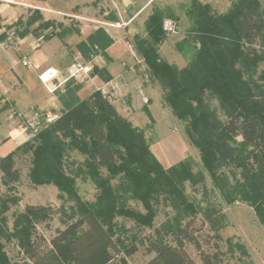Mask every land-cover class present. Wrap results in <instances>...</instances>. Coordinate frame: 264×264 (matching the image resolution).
<instances>
[{"label":"trees","instance_id":"trees-1","mask_svg":"<svg viewBox=\"0 0 264 264\" xmlns=\"http://www.w3.org/2000/svg\"><path fill=\"white\" fill-rule=\"evenodd\" d=\"M168 9L169 14L154 10L145 23L146 35L135 36L134 45L148 68L149 78L166 91V100L174 115L187 122L186 135L200 148L202 171L194 172L191 158L165 168L152 152L144 133L128 123L106 96L96 91L90 98L80 100L75 95L82 85L68 83L69 87L73 86L69 88L73 103L53 123L42 124L44 127L35 139L38 143L35 153L44 160L50 156L45 154L46 150L54 151L59 161L68 151L86 154V162L79 163L76 170L89 175L98 186L101 184L102 192L94 204L84 205L78 199L79 217L68 222L50 241L22 238L21 248L30 264H111L114 252L119 251L114 231L116 217L145 221L141 213L127 208L128 196L141 199L150 215L156 213L150 200L156 205L170 204L174 211L156 229L157 240H150L148 247L153 257L144 264H196L186 250L187 242L194 245L202 264H219V254L205 253L200 242L189 233V227L202 215L213 233L212 238L221 241L219 230L226 216L217 203L209 201L202 206L186 195L187 182L194 188L201 182L207 192L205 173L226 202L250 203L264 224V67L260 69V63L264 62V1L235 0L221 14L209 4L190 0L186 14L191 25L175 45L187 60L183 69L170 64L160 54V47L168 37L163 31V21L176 17ZM23 25V31L17 33L20 36L51 28L53 31L45 40L55 36L63 39L75 31L56 21L45 20L38 11L25 22L19 19L15 23L17 27ZM55 25L63 27L60 33H55ZM111 44L100 28L81 41L77 49L83 58L90 60L97 45L106 49ZM207 96L217 98L226 115L225 122L206 103ZM30 142L0 157L5 178L14 176L11 171L14 157L23 148L30 147ZM101 166L114 178L119 177L117 186L106 183L108 180L99 172ZM54 180L63 188L60 174ZM16 204L14 197L0 196V209ZM25 213L28 219L42 223L49 218L50 209L27 206ZM168 237L175 244L163 241ZM125 252L133 256L137 249L134 246Z\"/></svg>","mask_w":264,"mask_h":264},{"label":"rangeland","instance_id":"rangeland-1","mask_svg":"<svg viewBox=\"0 0 264 264\" xmlns=\"http://www.w3.org/2000/svg\"><path fill=\"white\" fill-rule=\"evenodd\" d=\"M189 1L121 0V3L125 7L131 6L135 2V9L133 10V7L129 8L133 13L136 9L144 7L138 16L134 18L135 22L129 24L128 27L131 30L129 32L127 31V34L121 33L125 29L124 27L112 28L101 23L110 22L104 14V12L110 13L109 11L111 9L107 6H102L103 8L101 9L97 6L94 7L95 17L90 19H66V26L75 29L77 32L75 36L72 35L75 40L71 39L67 43L70 46L68 50H72L74 53L69 67L76 60H81V62L87 61V59L82 57L76 59V57H79L76 44L84 38L83 36L88 33L87 31H94L95 28H103L106 30V34L108 32L115 41L120 42L118 44L120 48L130 49L133 47V51H136L134 33L138 32L140 35L146 33L144 32V23L149 20L154 10L160 9L166 12V14H169L168 8H171L176 17L171 16L167 18L173 17L172 19L177 21L179 33L166 38L164 45L162 44L160 47V54L170 64H174L178 68L183 69L187 66V60L177 51L175 45L178 41L182 40L191 25V21L186 14ZM199 1L211 5L216 13L222 14L228 11L235 0ZM50 21L52 22L53 20ZM56 28H59L58 32L55 31L56 33H60L63 29V27H57L55 25V30ZM115 30L118 31L117 35ZM52 31L51 28L47 31L44 30L45 36ZM125 35L126 37L124 38ZM66 36L67 34L60 40L64 46L66 43L65 40L67 39ZM119 36L120 38H118ZM44 44L42 43L40 47ZM61 48L66 50V47H62L60 42H57V46L54 45L52 49L54 52L59 53ZM74 48L76 51H74ZM93 55L96 56L95 54ZM92 64L95 66V61ZM138 66H141V64ZM263 67L264 62L260 63V69H263ZM139 69L140 71H137V74L141 76L140 84H149L150 86H143L141 89L135 88L136 91L131 88L133 92H129L126 89L120 92L121 94L116 92L120 96L114 94L109 87L105 89L106 94L104 95H107L108 100L111 99V103L116 109L119 107L118 104L120 101L124 102L126 108L119 107V111L117 110V112L132 126L133 124L137 125L135 128L144 133L147 143L152 148V152L154 151L157 154L161 159V164L165 168L176 165L184 159L191 158L194 172L202 171L200 148L193 144L186 135L185 127L187 126V122L179 120L174 115L172 107L166 100V91H164L158 82H151L149 80L147 66L144 64V67H139ZM87 83L89 84L90 80ZM83 86L86 88V85L83 84ZM99 86L94 84L91 88H98ZM115 89L118 90V88ZM133 93L139 96L140 99L142 97V99L148 100L140 108L142 111L141 118L139 116L136 118L131 117L133 114L132 111H134V105L130 106L135 99ZM84 94H87V92ZM127 98L130 99V102L127 101ZM115 101L116 103H114ZM205 101L216 111L220 120L225 122L226 115L220 107L217 98L207 96ZM128 107H130L131 111L127 109ZM49 112H52V109ZM47 113L43 111L39 114L41 116L39 119L32 120L33 117L35 118L34 113L32 116H28L27 119L25 117L21 118L22 120L19 119L22 128H25L27 132L31 133V139L29 140L31 141L30 147L23 148L14 157V164L11 169L12 173H14L13 177L5 178L0 168V196L14 197L17 199L16 205L6 209H0V264H30L21 248V239L34 237L50 241L60 230L65 229L68 222H72V220L79 217L81 211L80 206L77 204L78 199L84 205L86 203L94 204L102 192L101 184H99V187L89 175L84 174L80 170H76L79 163L86 162L88 158L86 154L77 151H68L64 158H62V161L58 160V155L54 151L50 153L46 150L45 154H49L50 156L46 159L44 158V160L36 155L35 148L38 143L37 141L35 142V139H37V135L43 129L44 125L50 123L46 119H42L46 117L45 114ZM51 122L53 123L54 121ZM8 127L5 128V131ZM3 135L0 136V139ZM110 136L114 142H117L115 136ZM73 161H76L78 164H75ZM99 172L103 179L108 180L106 183L112 184L113 186L118 185L119 177L114 178L107 168L101 166L99 167ZM58 174L61 175L64 184L63 188L54 180V177ZM205 175L206 181L204 184H206L207 192L205 191L203 183L198 182L194 188L187 182L185 185L186 195H189L188 197L191 200L196 199L202 206H205L209 201L216 202L222 213L226 216V222L219 230L220 242L212 238L213 233L210 231L208 225L204 223L202 215H199L193 225L189 227L190 236L200 242L205 253H218L219 264H264V224L260 222L256 210L250 203L242 200L233 203L226 202L220 195V192L214 188L210 176L207 173ZM128 198L127 208L141 213L145 217V221L138 222L135 218L120 215L116 217L115 221L117 225L114 231L116 234L115 239L119 245V251L116 250L114 252V260L111 264H144L150 260L153 257V253H150L148 249L150 240H157L156 229L174 214L170 204L166 205L163 202L156 205L154 200H150V204L154 208V212H156L154 215H150L141 199H132L130 196ZM27 206H45L50 209V216L47 221L42 223L28 219L25 216ZM163 241L169 244H175L172 237H168ZM134 246L137 252L133 256H127L125 252L126 248ZM186 250L195 260L196 264H202L201 258L193 244L187 242Z\"/></svg>","mask_w":264,"mask_h":264},{"label":"crops","instance_id":"crops-1","mask_svg":"<svg viewBox=\"0 0 264 264\" xmlns=\"http://www.w3.org/2000/svg\"><path fill=\"white\" fill-rule=\"evenodd\" d=\"M96 6L99 9L105 6L111 9L110 13L104 12L105 16H107L106 18L110 21L127 23L131 19H133L132 23L135 22L134 18L144 8L136 9L133 13L129 8L133 7L134 10V7H136L135 2H133V5L125 7L121 3V0H0V136L4 134L0 139V157L13 153L18 147L31 139V133L22 128L19 119L22 120L21 118L24 117L27 119L33 113L35 118L33 117L32 120L39 119L41 117L39 114L43 111L48 112L45 114L46 119L50 117L57 118L59 113L68 104L73 103L74 100V96L69 93V88L73 86L69 87L68 84L74 81H65V74L69 68L72 55H74L72 50H68L70 46L67 43L71 39L75 40L72 35L75 36L77 34L76 30L67 34L64 46L58 36L52 37L48 41L44 40L45 32H38V34L28 32V34L20 36L17 33L18 31H23L25 26L17 27L15 23L19 19L25 22L28 16L34 11H38L45 20H53L57 23H62L63 27H68L65 21L69 18L73 19L70 15H79L82 20L90 19L95 17L94 7ZM112 17L115 19H112ZM128 26L129 24L124 27L125 29L121 33L127 34V31L131 30ZM99 29L95 28L94 31H87L88 33L83 36L84 38L81 41L86 40ZM103 30L106 31L105 29ZM8 31L15 32L19 40L16 47L6 46L4 35L5 33L7 35ZM54 31L58 32L59 28H56ZM115 32L117 35L118 31L115 30ZM137 35L140 34L138 32L134 33V37ZM145 35L146 33L141 36ZM106 36L112 42L114 41V43L106 49L101 48L100 45L95 47L97 53H95L96 56H94L95 60L93 59V61L96 63L94 66L96 71L91 73L90 83L84 84L86 88L84 86L81 87L77 95H75L80 100L90 98L96 91H100L104 95L106 94L105 89L109 87L114 94L118 95V93L125 89L133 92L131 88L136 91L135 88L141 89L143 86H150L149 84H140L141 76L137 74V71H140L139 67H144V60L136 51L120 48L118 46L120 42L115 41L108 32ZM57 42H60L62 47H66V50L61 48L59 53L54 52L52 48L54 45L57 46ZM42 43L45 44L40 47ZM78 44H76V50L79 57H76V59L83 58L77 49ZM76 50L74 48V51ZM23 59L28 60L31 66H24L22 64ZM140 64L141 66H138ZM47 69L57 70L60 74L58 80L61 84H57V89L53 93L49 92L40 80V74ZM94 84L100 86L98 88H91ZM115 88H118V90ZM138 91L140 92V90ZM86 92L87 94H84ZM133 94L135 95V99L130 106L134 105V111H132L131 117L136 118L139 116L141 118L142 111L140 108L148 100H144L142 97L141 100L139 96L135 93ZM104 96L107 97V95ZM127 101L130 102V99L127 98ZM110 102H112L111 99ZM118 106L123 109L126 108L123 101H120ZM119 107L116 110L119 111ZM50 109H52V112H49ZM127 109L131 111L130 107ZM133 126L137 127L135 124ZM7 127L8 129L5 131ZM154 154L160 161L161 159L157 154Z\"/></svg>","mask_w":264,"mask_h":264},{"label":"built area","instance_id":"built-area-1","mask_svg":"<svg viewBox=\"0 0 264 264\" xmlns=\"http://www.w3.org/2000/svg\"><path fill=\"white\" fill-rule=\"evenodd\" d=\"M75 19H80L79 15H70ZM133 19L129 22H101L112 28H123L128 24L132 23ZM99 22V21H98ZM163 31L167 36L175 35L179 33V26L177 21L172 18H166L163 21ZM19 40L13 31L8 32L6 39L7 47H16ZM130 48V47H129ZM133 51V47L130 48ZM93 59L87 60L86 62H81V60H76L67 70L65 74V81H74L76 84L83 85L86 84L91 79V73L93 71L94 65ZM22 64L26 67H30L31 64L28 60L23 59ZM60 76L59 72L54 69H47L40 74V80L43 82L44 86L49 92L53 93L57 89V84H61L58 80ZM110 100V99H109ZM56 117L47 118V122L54 121Z\"/></svg>","mask_w":264,"mask_h":264}]
</instances>
